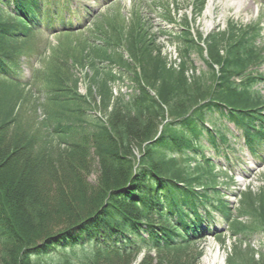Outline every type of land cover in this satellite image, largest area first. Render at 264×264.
Wrapping results in <instances>:
<instances>
[{"label": "trees", "instance_id": "16d2710c", "mask_svg": "<svg viewBox=\"0 0 264 264\" xmlns=\"http://www.w3.org/2000/svg\"><path fill=\"white\" fill-rule=\"evenodd\" d=\"M60 3L0 0V264H71L70 256L77 258L74 252L83 244L81 251L98 248L88 253L95 256L92 264L143 249L176 252L196 238L214 235V213L227 223L233 238L246 243L261 236L264 248V188L257 208L247 215L239 213L252 218L245 226L219 197L218 188L201 185L205 173L180 178L175 163L182 153L197 156L209 148L217 154L226 142L225 126L233 128L251 154L262 150L264 100L254 88L264 86V78L251 69L264 62V54L255 47V28L203 38L191 34L187 18L177 23L167 16L176 25L170 41L180 64L174 68L153 56L155 40L137 22L120 44L130 62L101 55L117 74L106 73L99 82L95 68L88 97L78 93L73 74L68 79L40 75L42 86L36 94L57 111L48 110L45 134L38 140L18 121L28 83L14 52L19 35H25L24 28L31 27L36 15ZM204 4L205 0L194 1L195 15ZM98 43L104 50L106 44ZM192 56L211 71L209 89L186 78ZM124 76L133 96L123 112L113 108L108 125L93 115L91 100L97 94L101 107L108 110L113 99L109 84ZM135 120L141 129L145 124L154 128L156 121L160 127L156 134H147L136 166L121 169L131 152L127 134L134 128L129 121ZM55 136L83 138L94 145L102 161L99 185L91 186L67 162L55 163L47 142ZM205 162L196 167L211 166ZM150 215L156 223L145 225ZM227 262L241 264L237 254Z\"/></svg>", "mask_w": 264, "mask_h": 264}, {"label": "rangeland", "instance_id": "374dc122", "mask_svg": "<svg viewBox=\"0 0 264 264\" xmlns=\"http://www.w3.org/2000/svg\"><path fill=\"white\" fill-rule=\"evenodd\" d=\"M194 1L113 0L108 4H100L104 1L69 0L70 10L75 13L74 19L70 13L72 21L79 15H76V7L85 10V7L90 6L92 12L89 16L90 22L86 20L83 26L77 29L71 28L72 33L67 34H64L66 30L58 25L59 21L52 20L53 27L58 28L52 30L43 18L44 27H39L40 32H26L24 40H20L24 42H18L15 46L14 55L20 58L22 79L24 83H28V87L23 91L26 101L18 110V121L23 129L26 132H31L38 140L42 139L45 134L44 126L48 110L57 111L54 107L45 105L39 99V94H36L37 88L42 86L39 82L40 75L56 74L68 79L73 74L78 80L76 85L78 93L88 97L90 79L96 76L95 68L99 70V82L103 78H107L106 73L111 74L112 71L117 74L115 68L108 69L109 66L101 61V55L107 54L111 60L121 56L130 62L120 44L123 43L122 37L131 30L134 24L137 25V22L143 25V29L148 32L151 40H155L153 56L159 57L168 66H170V62L167 60L165 46L173 47V43L170 41L171 32L176 28V25L172 26L167 20V16L177 23L183 18H187L190 22L189 28L192 35L195 36L198 33L203 38L208 35L219 38L220 35L229 32V34L235 32L238 34V31L248 33L251 28H255L258 36L255 47L261 49L264 54V0H205L203 9L197 15L194 11L196 6H192ZM75 29L76 31H74ZM99 40L106 44L105 51L98 47ZM191 59L193 67L186 68L185 76L190 82H198L209 89L212 85L211 71L206 70L197 57L192 56ZM251 72L264 78V62L257 67H252ZM109 85L113 99L110 101L108 110L101 107L100 97L97 94H94L93 101L91 100L93 115L103 119L108 125L113 108L119 110V113L123 112L133 96L130 91L132 88L130 81L125 76L122 77V80L112 81ZM254 90L264 100V86L258 85ZM146 121H148L147 117L143 122L146 123ZM129 122L133 123L132 127L134 128L133 132L127 134L130 139L129 149L131 152L124 159V164L120 165L121 169L126 165L136 166L135 162L147 134L149 132L156 134L157 128L160 127L159 121H156L154 128H149L145 124L144 129L137 127L136 120ZM225 128L227 129L224 132L226 143L222 144L221 151L215 154L210 149H204L203 154L196 156L198 162L210 161L218 168L214 169L215 167L211 166L206 167V171L204 168L200 170L196 167L198 162L195 159H190L187 162V158L182 155L175 159V163L180 172V178H188L204 172L203 177L205 178L202 179L201 185L209 187L212 185V179L207 177L210 175L215 177L213 184L220 188L219 197L224 202L226 201L227 208L232 211L233 215L236 213L235 217L247 226L251 225L252 218L240 216L239 213L247 215L257 208L256 204L262 201L260 199L264 187V162L262 159H256L248 154L245 145L242 140L238 139L239 135L233 128L227 126ZM47 142L50 157L54 159L55 163L67 162L80 170L83 180L91 186L99 185L102 161L98 157L99 152L95 150L91 142L83 138L64 136L50 137ZM118 144L117 142L115 146ZM259 153L264 155L262 150ZM208 195L214 196L215 194L210 192ZM134 218L138 219L137 216ZM155 218V215H150L144 224L147 225V222L150 223L149 225L154 224ZM210 224L214 235L205 237V239L196 238L194 243L176 252L143 249L125 256H109L108 261L99 264H228L227 260L233 254L238 255V262L241 264H264L261 236L251 238L246 244L239 238H233L231 230H227V223H223L217 213L213 214ZM142 230L141 228L140 231L142 232ZM143 236L146 235L143 234ZM84 246L85 244L78 246V249L75 250L74 253H78L77 258L75 255L70 256L71 264H92L95 261V256H89L88 253L98 252V248L88 246L89 252L81 251L79 247Z\"/></svg>", "mask_w": 264, "mask_h": 264}]
</instances>
